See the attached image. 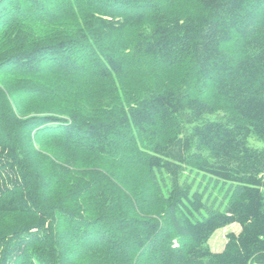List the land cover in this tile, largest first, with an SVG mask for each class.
<instances>
[{
    "label": "trees",
    "instance_id": "obj_1",
    "mask_svg": "<svg viewBox=\"0 0 264 264\" xmlns=\"http://www.w3.org/2000/svg\"><path fill=\"white\" fill-rule=\"evenodd\" d=\"M251 136L264 0H0V264H264Z\"/></svg>",
    "mask_w": 264,
    "mask_h": 264
},
{
    "label": "rangeland",
    "instance_id": "obj_2",
    "mask_svg": "<svg viewBox=\"0 0 264 264\" xmlns=\"http://www.w3.org/2000/svg\"><path fill=\"white\" fill-rule=\"evenodd\" d=\"M248 145L252 148L262 149L264 148V141L251 136L248 139ZM183 180L190 183L193 190H199L203 193L202 198L205 205L223 209L226 203L225 195L227 194L230 184L216 182L215 180L210 179L201 173H197L196 171H193L188 178L185 177ZM239 231L240 226L237 223H233L216 230L207 242L208 248L212 252L216 253L222 251L225 245V236L228 233L237 234Z\"/></svg>",
    "mask_w": 264,
    "mask_h": 264
},
{
    "label": "bare ground",
    "instance_id": "obj_3",
    "mask_svg": "<svg viewBox=\"0 0 264 264\" xmlns=\"http://www.w3.org/2000/svg\"><path fill=\"white\" fill-rule=\"evenodd\" d=\"M178 116H179V115H178ZM178 116H177V117H178ZM181 117H182V116H181ZM178 120H179V119H178ZM242 148H243V147H242ZM243 150H244V149H243ZM253 153H254V152H253Z\"/></svg>",
    "mask_w": 264,
    "mask_h": 264
}]
</instances>
